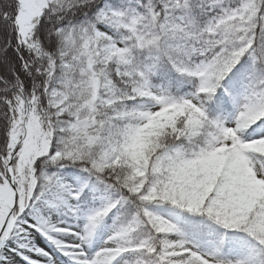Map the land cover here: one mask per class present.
Segmentation results:
<instances>
[{
    "label": "snow or ice",
    "instance_id": "6c2138e0",
    "mask_svg": "<svg viewBox=\"0 0 264 264\" xmlns=\"http://www.w3.org/2000/svg\"><path fill=\"white\" fill-rule=\"evenodd\" d=\"M0 264H264V0H0Z\"/></svg>",
    "mask_w": 264,
    "mask_h": 264
},
{
    "label": "rangeland",
    "instance_id": "374dc122",
    "mask_svg": "<svg viewBox=\"0 0 264 264\" xmlns=\"http://www.w3.org/2000/svg\"><path fill=\"white\" fill-rule=\"evenodd\" d=\"M55 219V217H54ZM109 225V224H108ZM110 226V225H109ZM108 234V229H105L98 237L96 240V245L95 247L100 246L103 243V240L106 238ZM39 236V234H37ZM40 246H43L46 250H54L53 246L49 243L48 240H46L44 237L39 236L38 241H36Z\"/></svg>",
    "mask_w": 264,
    "mask_h": 264
},
{
    "label": "trees",
    "instance_id": "16d2710c",
    "mask_svg": "<svg viewBox=\"0 0 264 264\" xmlns=\"http://www.w3.org/2000/svg\"><path fill=\"white\" fill-rule=\"evenodd\" d=\"M107 223H108L109 225H111L112 221H111V220H109Z\"/></svg>",
    "mask_w": 264,
    "mask_h": 264
}]
</instances>
